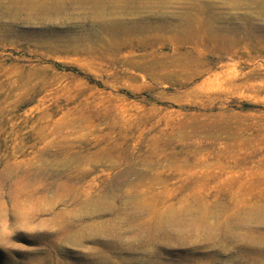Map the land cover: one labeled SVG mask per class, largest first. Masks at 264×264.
Masks as SVG:
<instances>
[{"label":"rangeland","instance_id":"obj_1","mask_svg":"<svg viewBox=\"0 0 264 264\" xmlns=\"http://www.w3.org/2000/svg\"><path fill=\"white\" fill-rule=\"evenodd\" d=\"M29 1L0 3V264H264V0Z\"/></svg>","mask_w":264,"mask_h":264},{"label":"bare ground","instance_id":"obj_2","mask_svg":"<svg viewBox=\"0 0 264 264\" xmlns=\"http://www.w3.org/2000/svg\"><path fill=\"white\" fill-rule=\"evenodd\" d=\"M10 1H12V0H10ZM14 1V0H13ZM16 1V0H15ZM22 1H24V0H22ZM32 1H34V3H35V0H32ZM40 1V0H39ZM74 1V0H73ZM82 0H80V2H81ZM90 1V0H89ZM94 2H96L95 0H93ZM194 1V0H193ZM205 1V0H204ZM7 2V1H6ZM18 2V1H17ZM17 2H16V4H17ZM67 2H68V0H67ZM76 2H78L77 4H79L80 2H79V0L78 1H76ZM84 2V1H83ZM210 2V1H209ZM0 3L2 4L3 2H1V0H0ZM11 3V2H10ZM14 3V2H13ZM19 3V2H18ZM24 3V2H23ZM29 3L32 5V2H31V0L29 1ZM42 3V4H41ZM41 3L40 4H38V2H37V4L38 5H45V4H43L44 2L43 1H41ZM54 3V2H53ZM0 4V5H1ZM8 4V3H7ZM6 3L4 4L5 6L7 5ZM21 4V3H20ZM10 5V4H9ZM13 5V4H12ZM35 5V4H34ZM37 5V6H38ZM55 5V4H54ZM201 5V4H200ZM11 6V5H10ZM18 6H20V5H18ZM17 6V7H18ZM22 6H23V4H22ZM28 5L26 4V7H27ZM48 6H50V5H48ZM65 6H66V4H65ZM2 7H3V5H2ZM7 7V6H6ZM24 7V6H23ZM44 7V6H43ZM195 7V6H194ZM193 7V9L195 10V8ZM200 7V6H199ZM198 7V8H199ZM9 8V7H8ZM20 8H22L21 6H20ZM45 8V7H44ZM43 8V9H44ZM59 8H60V6H59ZM51 9V8H50ZM204 9V8H203ZM17 10H19V9H17ZM17 10H15V12L17 11ZM35 10V9H34ZM53 10V9H52ZM14 11V10H13ZM199 11V10H198ZM1 12H4V13H7L8 12V9L7 8H5V9H1V7H0V13ZM35 12V11H34ZM204 12H206V11H204ZM10 13V12H9ZM11 13H12V11H11ZM39 15H41V14H39ZM185 15V14H184ZM186 16V15H185ZM210 17V16H209ZM209 19V18H208ZM213 18H211V20H212ZM246 37V36H245Z\"/></svg>","mask_w":264,"mask_h":264}]
</instances>
